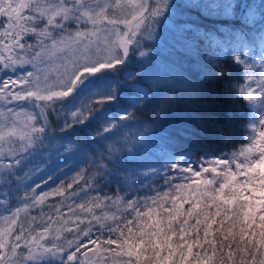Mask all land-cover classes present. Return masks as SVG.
<instances>
[{"label":"snow or ice","instance_id":"obj_1","mask_svg":"<svg viewBox=\"0 0 264 264\" xmlns=\"http://www.w3.org/2000/svg\"><path fill=\"white\" fill-rule=\"evenodd\" d=\"M189 2L225 21L201 40L229 66L205 75L244 103L242 142L229 124L217 134L231 151L197 143L145 173L136 145L155 121L132 109L151 88L129 107L123 95L173 0H0V264H264V0Z\"/></svg>","mask_w":264,"mask_h":264},{"label":"trees","instance_id":"obj_2","mask_svg":"<svg viewBox=\"0 0 264 264\" xmlns=\"http://www.w3.org/2000/svg\"><path fill=\"white\" fill-rule=\"evenodd\" d=\"M173 2L177 5L176 10L166 22L167 29L160 36L158 45L148 44L151 46L150 53L155 60L153 70L149 73L145 69L146 61L141 57L138 59L136 56L133 57L129 71L133 72L137 79L132 82L133 86L124 89L123 95L125 103L122 107H129L138 99V91L151 88L153 97L151 102L132 109L142 124L152 126L155 121L153 130L143 137L142 143L136 145V150L143 157L145 165L140 171L145 173L149 172L147 165L159 166V158L165 152L187 149L195 152L193 146L197 143L209 145L211 150L217 153L231 151L232 144L217 132L230 124L234 132L233 142L241 143L240 126L247 112L243 102H233L223 95L221 81L205 75V70L217 63L229 66L227 59L217 61L214 57H210L206 45L201 40L203 32L216 31L222 23H225L224 19L205 14L201 8L192 6L189 0H173ZM235 2L243 7L244 3L251 0H235ZM228 23L229 26H234L233 22ZM233 71L238 72L239 69ZM157 81H159L158 86ZM169 101L170 107L167 106ZM209 117L220 123L214 126L209 124ZM124 132L127 134V140L132 141L140 136V125L130 123ZM119 139L123 143L124 137ZM70 167L75 168L76 165L71 164ZM80 167L87 165L81 164ZM73 174L67 168L57 173L59 179L69 182ZM34 179L42 183L39 175ZM140 181L145 185L153 184L150 175L141 176ZM160 183L162 181L157 178L153 186ZM43 187L47 191L54 185L49 182L48 186ZM136 187L140 188V183H137ZM115 189L116 185L112 184L104 188L100 195L111 196ZM146 192L147 188H144L139 194L143 195ZM120 195L124 193L121 192Z\"/></svg>","mask_w":264,"mask_h":264},{"label":"rangeland","instance_id":"obj_3","mask_svg":"<svg viewBox=\"0 0 264 264\" xmlns=\"http://www.w3.org/2000/svg\"><path fill=\"white\" fill-rule=\"evenodd\" d=\"M166 27H167V24L165 23L164 26H163L162 28H158V29H157V32H158V39H156V40H154V41H148V40H146L145 43H146V44H152V43H155V44L158 45L159 40H160V36H162V33H164V31L167 29ZM136 57H137V59L139 58V56H136ZM154 66H155V60L153 59V57H152V55H151V53H150V60H147V61H146L145 69H146L149 73H151V71L153 70Z\"/></svg>","mask_w":264,"mask_h":264}]
</instances>
